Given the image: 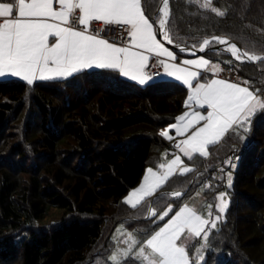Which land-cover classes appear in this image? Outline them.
I'll return each mask as SVG.
<instances>
[{
  "label": "trees",
  "instance_id": "trees-1",
  "mask_svg": "<svg viewBox=\"0 0 264 264\" xmlns=\"http://www.w3.org/2000/svg\"><path fill=\"white\" fill-rule=\"evenodd\" d=\"M160 2L143 0L150 20ZM212 3L224 14L170 0L172 42L199 47L223 35L244 51L264 55V0ZM204 55L264 93V61ZM187 92L176 81L139 85L111 69L32 85L0 80V244L14 242L13 252L0 251V264H110L106 255L119 222L137 230L143 242L159 225L144 219L149 207L158 213L172 202L175 210L204 183L209 202L224 190L228 206L208 233L200 264H264V110L250 118L248 132L229 131L208 148L207 158L194 155L188 160L192 171L172 175L150 199L136 208L123 201L148 166L161 165L170 147L161 129L185 110ZM50 208L62 211L60 220L41 225ZM122 264L141 263L129 257Z\"/></svg>",
  "mask_w": 264,
  "mask_h": 264
},
{
  "label": "snow or ice",
  "instance_id": "snow-or-ice-1",
  "mask_svg": "<svg viewBox=\"0 0 264 264\" xmlns=\"http://www.w3.org/2000/svg\"><path fill=\"white\" fill-rule=\"evenodd\" d=\"M198 4L203 9H210L217 15L224 13L212 6V0H188ZM58 8H54V0H0V77L11 75L19 77L32 85L36 80L67 78L82 70L90 68L116 69L120 74L144 84L151 77L144 71L149 56L167 57L174 61L173 52L165 48L157 39V31L169 43L172 42L167 25L170 16V0H161L159 15L156 20H150L143 10V0H55ZM78 10V24L73 27L70 18ZM93 21L108 25H126L130 37L129 46H117L114 42L100 38L99 32L90 31ZM154 25H158L154 28ZM53 38L50 43L49 38ZM221 45H227L226 51L241 62L264 61V55L249 51H241L235 43L222 37L211 38ZM211 41L204 39L201 50L209 46ZM139 49L142 51H134ZM183 50V49H182ZM164 73L181 81L189 89L185 107L188 109H206V114L199 110L185 112L171 125L177 135H186L190 129L196 128L186 139L178 142L175 147L189 160L194 154L207 158L209 146L215 145L229 132L242 129L250 130L251 117L264 110V99L248 86H241L224 79H211L205 83L199 82L200 73L174 63L159 61ZM183 65L204 69L210 65L209 60H184ZM214 74H218L219 66L211 65ZM193 81H196L193 84ZM245 85L247 81L243 82ZM166 139H172L168 131L160 133ZM241 139L243 137L241 136ZM182 164L181 157L175 156L168 164H161V171L152 168L146 170L143 183L126 198L125 203L136 208L146 197H150L174 174ZM192 171L183 167L181 174ZM228 186L232 184V176L228 175ZM173 195L180 196L176 192ZM225 193H220L218 212L224 213L227 208ZM209 217H211V205ZM173 212L171 206L159 214L164 220ZM158 213L149 209V218ZM215 220L202 217L187 205L180 207L170 216L163 227L150 236L135 253V259L141 264H190L187 248L189 241L201 238L207 241V227H216ZM203 234V235H202ZM128 236L129 247L118 255L127 258L137 241L132 234ZM184 237L182 240L181 238ZM180 241V243H178ZM196 248V260H202V249ZM118 255H113V264H122Z\"/></svg>",
  "mask_w": 264,
  "mask_h": 264
},
{
  "label": "rangeland",
  "instance_id": "rangeland-1",
  "mask_svg": "<svg viewBox=\"0 0 264 264\" xmlns=\"http://www.w3.org/2000/svg\"><path fill=\"white\" fill-rule=\"evenodd\" d=\"M186 1H188V0H186ZM204 2V0H200V3H203ZM212 2H213V0H212ZM161 3V2H160ZM160 5V4H159ZM198 5V4H197ZM212 6L213 7H215L214 5H213V3H212ZM159 7V6H158ZM215 8H217L218 9V11H223V9H220V8H218V7H215ZM158 15H159V13L157 14V17H156V19L158 18ZM155 19V20H156ZM215 36H217V37H225V38H227L226 36H223V35H215ZM214 37V36H213ZM161 43H162V45L165 47V48H167L169 51H172L169 47H167L159 38H157ZM202 44H203V42H202ZM217 45H219V43H217V42H215V41H211V43H210V45L209 46H207V48H212V47H215V46H217ZM201 46V45H200ZM224 46V45H223ZM192 47V46H191ZM227 47V46H226ZM207 52H210V51H207ZM206 52V53H207ZM214 52H216V53H220V55L221 54H224L225 56L227 55V56H229V57H231V59L235 62H239L237 59H235L234 57H232V56H230V55H228L225 51H214ZM186 55H188V56H194V55H191V54H189V53H185ZM205 53H203V54H200V55H204ZM191 59H204V57L203 56H196L195 58H191ZM229 63H231V61L229 62ZM242 63V62H241ZM253 64V63H252ZM254 65H258V62L257 63H255ZM223 68H227V67H224L223 66ZM240 77V76H239ZM151 79V78H150ZM241 79V78H240ZM152 80V79H151ZM150 80V81H151ZM241 83H242V79H241ZM240 83V84H241ZM144 85V84H143ZM261 86H264V85H261ZM188 94H189V90H188V92H187V97H188ZM187 97H186V99H185V101L187 100ZM11 128H12V130H13V126H11ZM172 158H170V159H168V158H166L165 160H162L163 161V163H165V165L166 164H168V163H170V160H171ZM161 161V162H162ZM231 161V160H230ZM190 167V166H187L186 165V163H184V162H182V164H181V166L180 167H177L176 169H175V171H174V174H181V172H182V168L183 167ZM149 168H152L154 171H161V169L160 168H153V167H147L146 169H145V171H144V173H143V175L141 176V178H140V180H139V182L137 183V185L136 186H134L133 188H131L125 195H124V197H123V201L125 202V200H126V198L129 196V194L132 192V191H134L135 189H137L142 183H143V178H144V176L146 175V170L147 169H149ZM185 174V173H184ZM172 176V175H171ZM226 178H228V176L226 177ZM166 183V182H165ZM164 183V184H165ZM226 183H227V179H226ZM163 184V185H164ZM162 185V186H163ZM227 185H228V183H227ZM161 186V187H162ZM205 186H206V184L204 183L203 185H201L197 190H195L194 192H192L191 193V195L190 196H188L175 210H174V207H173V203L172 202H170V203H168L167 204V206L165 207V208H163L162 210H160L159 212H158V215L156 216V217H151V218H149V209H150V207H149V209H148V211H147V213H146V215H145V217H148V218H146V219H153V221L154 222H159V225H158V227L153 231V233L152 234H154L155 233V231H158L159 230V228L160 227H163L164 225H165V223L168 221V219L170 218V216L171 215H173L174 214V212L175 211H178L179 210V208L180 207H183V206H185V205H187V206H189V207H191V208H194L197 212H198V214H200V215H202V217H204V218H208V219H210V220H215L216 219V217L217 216H219L220 217V219L219 220H217L216 221V227L215 228H211L210 226H208L207 227V233H209V231L210 230H216L217 228H218V226H219V223L221 222V220L223 219V216H224V213H219L218 212V205H219V203H220V201L217 199V197L219 196V194L220 193H225L226 194V191H224V190H221V191H219V192H217L216 193V195H215V201L214 202H209L208 201V199H207V197L205 196V194H204V190H205ZM160 187V188H161ZM159 188V189H160ZM158 189V190H159ZM157 190V191H158ZM156 191V192H157ZM155 192V193H156ZM174 193H176V192H174ZM173 193V194H174ZM179 193H181V192H179ZM152 196H154V195H152ZM152 196H150V197H146L141 203H143L145 200H148V199H150ZM224 199L228 202V198H227V194L225 195V197H224ZM140 203V204H141ZM127 204V203H126ZM139 204V205H140ZM128 205V204H127ZM208 205H211L212 207H211V213H212V215H211V217H209V215H208V213H209V208L207 207ZM130 206V205H129ZM168 206H171L172 207V209L174 210L172 213H170L169 214V217H165L164 218V220H160L158 217H159V214H161L163 211H165V210H167V208H168ZM151 209L152 210H155L154 208H152L151 207ZM156 211V210H155ZM61 215H62V211L61 210H59V209H55V208H50L49 210H48V212H47V214L45 215V217L39 222L41 225H45V224H51V223H55V222H57V221H59L60 220V217H61ZM126 233H130V234H132V236L134 237V239L138 242L137 243V245H135L134 247H133V249H132V254H130L127 258H129V257H132V258H134L135 257V253L138 251V249H139V247H141V246H143V244H144V242H146V240L148 239V238H150V236L152 235H150L145 241H143V242H140V238H139V234H138V231L137 230H131V229H128V227L124 224V222H119L116 226H115V228H114V230H113V232H112V235H111V240H112V242H113V249L111 250V252L109 253V254H107L106 255V260L110 263V264H113V261L111 260V257L113 256V255H118L119 253H122V252H124L128 247H129V242H128V236L126 235ZM203 235V234H202ZM182 240L184 239V237H182L181 238ZM207 240H208V238H207ZM178 243H180V241H178ZM202 244H204L205 246L203 247V249H202V256H203V259L202 260H199V261H197L196 260V255H197V253H196V248L197 247H199V246H201ZM206 247H207V241L206 242H204L201 238H194V239H192L191 241H189V246H188V248H187V251H188V254H189V259H190V264H200L201 262H203L204 261V257H205V251H206ZM13 249H14V242L12 241V240H8L7 242H5V243H3V244H0V251L1 252H13ZM127 258H123V257H120L119 255H118V260H121L122 262L125 260V259H127ZM137 260V259H136ZM140 263H141V261L140 260H138Z\"/></svg>",
  "mask_w": 264,
  "mask_h": 264
},
{
  "label": "crops",
  "instance_id": "crops-1",
  "mask_svg": "<svg viewBox=\"0 0 264 264\" xmlns=\"http://www.w3.org/2000/svg\"><path fill=\"white\" fill-rule=\"evenodd\" d=\"M54 8H58V4L55 3V0H54ZM154 28H156V25H154ZM156 35H157V33H156ZM157 38H158V37H157ZM49 39H50V43H51V42L53 41V38L50 37ZM116 45H117V46H120V45H118V44H116ZM133 50H134V51H142V50H139V49H133ZM171 50H172L171 52H173V55L176 57V59H175L174 61H169L168 58H167V57H164V56H160V58H161L165 63H174V64H176L177 66L187 67L189 70L197 71L198 73H200V76L198 77L199 82H201V83H205V82H207L208 80H211V79H223L222 77L219 76V73H220L221 69L223 68V65L221 64V62H219V61H211V60H209L205 55H194V56H188V55H185V56H182V57H180L179 59H177L176 52H180V51H176V50H173V49H171ZM181 53H183V52H181ZM145 54L149 56L148 63L150 62V60L152 59V57L156 56L155 54H152V53H145ZM183 54H185V53H183ZM196 56H203L204 59L209 60L210 65H209V66H206L204 69H196V68H194L193 66L183 65V61H184V60H198V59H191V58H195ZM148 63H147V64H148ZM211 65H218V66H219V69H220V70H219L218 74H214V72H213V70H212V68H211ZM98 69H99V68H95V67H93V68L85 69V70H98ZM111 70H116V69H111ZM116 71L119 72V70H116ZM144 71H145V69H144ZM119 74H120V72H119ZM120 75H121V74H120ZM121 76H122L123 78H125V79H127V80H130V81H132V82H135V83H137V84H139V85H143V84H140L138 81H134V80L130 79L129 77H125V76H123V75H121ZM8 79H18V80H21V81H23V82H26V81H24L23 79H21V78H19V77H13V76H11V75H6V76H4V77H0V80H8ZM54 79H64V78H54ZM161 79H166V80L176 81V82H178V83L184 85L181 81H178V80H176L174 77H172V76H168L166 73H164V69H162V72H161ZM48 80H51V79H48ZM150 80H151V79L146 80V82H145L144 84L150 82ZM224 80H226V79H224ZM36 81H40V80H36ZM151 81H152V80H151ZM226 81H227V80H226ZM244 81H245V80L242 79V83L240 84L241 86H248V87L250 88V90H252V91H254V92H255L256 90H258V88H256L255 86H251L249 83H248L247 85H245V84L243 83ZM228 82H229V81H228ZM26 83H27V82H26ZM195 83H196V81H193V84H195ZM184 86H186V85H184ZM186 87H187V86H186ZM188 90H189V89H188ZM258 96H259V98L264 99V93H263V92H262V93L259 92V93H258ZM191 110H199L202 114H206V109H195V108H193V109H188V108H185V110H184V111H183L178 117H180L181 115H183L185 112H188V111H191ZM178 117H177V118H178ZM176 122H177V119L175 120L174 123H172V124H170V125H168V126H166V127H164V128L161 129V132H162V131H168L169 136L172 137V139H167V140L170 142V147H169V149L165 150V151L162 153V155H161V160H165L166 158H168V159H170V158L174 159L175 156L179 155V156L181 157V161L184 162V163H186L187 166H190V165L188 164V160H189V159H188L186 156H184V154H183L182 152H180V150L177 149V148L175 147V145H176L178 142H180V141L186 139L187 136L191 135V133H192L193 131L196 130V128L201 127V126L203 125L204 122L202 121L200 124L196 125L195 128L190 129L189 132H188L186 135H177L176 132H175V129L170 127L171 125L176 124ZM165 139H166V138H165ZM221 140H222V139H221ZM221 140H220V141H221ZM209 147H210V146H209ZM194 155H198V156H199V154H194ZM200 157H201V156H200ZM203 158H204V157H203ZM172 159H171V160H172ZM171 160H170V161H171ZM161 164H165V163H163V161H162ZM190 168H191V166H190ZM173 175H175V174H173ZM170 177H171V176H170Z\"/></svg>",
  "mask_w": 264,
  "mask_h": 264
},
{
  "label": "built area",
  "instance_id": "built-area-1",
  "mask_svg": "<svg viewBox=\"0 0 264 264\" xmlns=\"http://www.w3.org/2000/svg\"><path fill=\"white\" fill-rule=\"evenodd\" d=\"M78 10L70 18L73 27H80L78 24ZM99 32L100 38L114 42L120 46H129L130 37L127 34L128 26L126 25H108L104 26L102 22L93 21L90 25V31ZM162 59L160 57L154 56L147 64L145 72L151 77V79L161 78L162 65L159 63ZM219 76L226 79L229 82H235L240 84L241 79L237 72L232 68H222Z\"/></svg>",
  "mask_w": 264,
  "mask_h": 264
},
{
  "label": "water",
  "instance_id": "water-1",
  "mask_svg": "<svg viewBox=\"0 0 264 264\" xmlns=\"http://www.w3.org/2000/svg\"><path fill=\"white\" fill-rule=\"evenodd\" d=\"M161 7V3H160V5H159V7H158V9H157V13H159V8ZM157 27H158V25H157ZM157 37L167 46V47H169L170 49H173V50H176V51H180V52H183V53H189V54H191V55H200V54H203V53H206L207 51H225L228 55H230V56H232L231 55V53L229 52V51H226L225 50V48H226V46H223V45H221V44H219V45H217V46H215V47H212V48H207V46H205L204 47V50L202 51L201 50V46H202V44H201V46H199V47H191V46H187V45H184V44H178V43H173V42H171V43H169L167 40H165L164 38H163V36L162 35H160V33H159V31H157ZM212 38V37H211ZM211 38H207V39H209L210 41H212L211 40ZM222 38H225V37H222ZM225 39H227L228 41H229V43L230 44H232V43H235V42H233L232 40H230V39H228V38H225ZM236 45H237V47L241 50V51H244L237 43H235ZM183 49V50H182ZM233 57V56H232ZM239 62H241V60H238ZM258 61H254V62H249V61H247L246 59H244V61H243V63H253V64H255V63H257ZM150 209H151V207H150ZM146 218H148V217H144V219H146Z\"/></svg>",
  "mask_w": 264,
  "mask_h": 264
},
{
  "label": "bare ground",
  "instance_id": "bare-ground-1",
  "mask_svg": "<svg viewBox=\"0 0 264 264\" xmlns=\"http://www.w3.org/2000/svg\"><path fill=\"white\" fill-rule=\"evenodd\" d=\"M230 44V43H229ZM224 46H227V45H224Z\"/></svg>",
  "mask_w": 264,
  "mask_h": 264
}]
</instances>
